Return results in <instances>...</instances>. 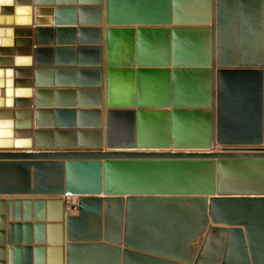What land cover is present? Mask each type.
Listing matches in <instances>:
<instances>
[{
  "label": "water",
  "instance_id": "95a60500",
  "mask_svg": "<svg viewBox=\"0 0 264 264\" xmlns=\"http://www.w3.org/2000/svg\"><path fill=\"white\" fill-rule=\"evenodd\" d=\"M231 2L0 0V264H264V0L241 53Z\"/></svg>",
  "mask_w": 264,
  "mask_h": 264
},
{
  "label": "crops",
  "instance_id": "0c3cea01",
  "mask_svg": "<svg viewBox=\"0 0 264 264\" xmlns=\"http://www.w3.org/2000/svg\"><path fill=\"white\" fill-rule=\"evenodd\" d=\"M239 7L234 6V4L231 2L229 3V10L231 12V14L233 13V22L229 24V28L233 29L235 31L236 34V38H237V52L241 53V47H242V34L244 32V30L246 29H250L252 30L254 27L252 25L251 19H252V15L250 14V23L249 25L246 23V26L243 24V14H244V8L247 10V7H243L242 3L238 2ZM252 9V8H251ZM247 13H251V11H246ZM236 17V18H235ZM68 58V57H66ZM68 60V59H65ZM162 85V83H160L159 81H156L153 79H150L149 77L146 76V80L142 81L141 83V89H153V88H158ZM128 86V87H127ZM133 94H134V100L137 102L138 101V82H137V78H136V82L133 84ZM127 87V88H126ZM118 88L123 89V94L125 93H130V91L132 90V86L131 84L123 81L122 79L118 82ZM154 90V89H153ZM155 92V91H153ZM152 92L149 93V96H147V98L145 100H147V102H152V96H151ZM158 94V93H157ZM148 95V93H147ZM160 99V98H159ZM150 105H147V107ZM65 259H67V254H65ZM77 264H115V259L113 262V258L111 257V254L107 253L106 250H92V251H87V250H83L81 251L80 254L77 255ZM130 264H151L147 261L144 260H131Z\"/></svg>",
  "mask_w": 264,
  "mask_h": 264
},
{
  "label": "built area",
  "instance_id": "2783aa9c",
  "mask_svg": "<svg viewBox=\"0 0 264 264\" xmlns=\"http://www.w3.org/2000/svg\"><path fill=\"white\" fill-rule=\"evenodd\" d=\"M70 200H71V203L69 202ZM67 201L69 203V210H70V212L71 213H77V209H78V197L77 196H69V197H67Z\"/></svg>",
  "mask_w": 264,
  "mask_h": 264
},
{
  "label": "bare ground",
  "instance_id": "6f19581e",
  "mask_svg": "<svg viewBox=\"0 0 264 264\" xmlns=\"http://www.w3.org/2000/svg\"><path fill=\"white\" fill-rule=\"evenodd\" d=\"M72 199V198H71ZM71 203V200L69 201Z\"/></svg>",
  "mask_w": 264,
  "mask_h": 264
}]
</instances>
